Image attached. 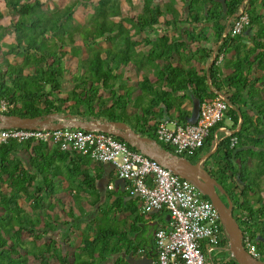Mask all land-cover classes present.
<instances>
[{"label": "trees", "instance_id": "1", "mask_svg": "<svg viewBox=\"0 0 264 264\" xmlns=\"http://www.w3.org/2000/svg\"><path fill=\"white\" fill-rule=\"evenodd\" d=\"M177 1L141 0V11L128 16L123 5L131 9L135 0H97L92 3L94 12L87 21L80 22L75 17L76 10L91 0H74L54 8L44 7L41 0H5V10L13 15L14 41L3 42L6 28L0 24V113L23 118H44L58 113L84 121L124 122L138 134L157 139L155 118H162L163 112L175 109L178 124H192L197 118L190 122L191 112L182 108L187 98H194L200 108L218 93L224 94L229 104L225 118L210 129L204 146L189 160L197 163L200 156L216 147L205 163L212 159L210 174L230 197L234 217L243 232L254 240L262 254L260 260L264 261V107L261 92L255 88L259 79L251 80L248 76L254 65L264 72V0H180L181 9ZM242 10L248 14L249 23L242 34L233 36L232 27ZM4 12L0 8V21ZM179 23L193 27L181 34ZM208 23L222 44L215 52L198 46L209 40L207 29L201 26ZM163 25L176 26L179 34L171 35L173 29L161 28ZM253 27L259 32L253 38L251 51L241 37ZM191 45L198 46L195 54L203 52L205 60L211 59L213 53L217 56L202 75L183 53ZM144 46L148 48L146 53ZM228 48L235 51L233 72L222 79L217 58L220 53H227ZM255 51L258 52L252 58ZM155 63H162L161 90L155 89L156 85L143 74L139 87L142 96L152 97L151 103L130 114V106L138 108L142 96L135 97L136 88L127 84L129 79L124 80L126 71L131 69L141 75L146 66ZM245 91L257 117L243 108L249 105L243 95ZM3 101L12 107L1 111ZM158 102L163 103L165 110H155ZM226 118L232 120L233 130L239 127L240 120L242 123L234 134L222 136L219 129L224 127ZM114 137L138 151L122 138ZM160 144L175 153L170 145ZM67 160L68 177L79 179L84 175L81 184L93 188L98 177L81 171L83 166L95 162L87 155L61 151L34 139L22 143L11 139L0 145V264H51L54 259L62 264H104L105 254L119 253L122 249L125 240L118 228L111 226L108 209L99 212L106 222H92L85 227L80 244L77 237L73 235L72 239L70 235L78 232L73 229V220L80 219L75 207L70 206L67 212L70 222H62L59 215L53 214L54 210L66 208L48 203L61 192L58 180L66 172L63 164ZM95 163L99 166L96 165L97 176L107 172L106 164ZM205 163L204 167L208 166ZM127 194L116 196L109 209L130 213L136 223L142 217L138 211L139 198ZM59 221L69 229L59 244L73 247L76 250L73 257L64 255L56 240L47 241V234L54 231V224ZM228 244L225 239L220 246ZM225 264L238 262L231 256Z\"/></svg>", "mask_w": 264, "mask_h": 264}, {"label": "built area", "instance_id": "2", "mask_svg": "<svg viewBox=\"0 0 264 264\" xmlns=\"http://www.w3.org/2000/svg\"><path fill=\"white\" fill-rule=\"evenodd\" d=\"M248 23L249 16L242 10L232 27L233 36L242 34ZM212 56L214 61L217 56L215 53ZM224 58L225 53H220L217 64ZM11 107L3 101L1 111ZM228 107L225 95L218 93L214 100L201 104L195 123L180 125L169 119L160 121L157 139L171 145L175 155L189 159L204 146L210 129L223 121ZM11 139L18 143L34 139L61 151H77L97 163L113 165L118 179L124 183V190L139 198L141 215L166 210L170 222L167 228H160L155 233L157 259L151 264H209L206 251L210 253L223 240H229L218 210L193 182L130 149L114 135L74 127L0 129V145ZM108 188L115 187L110 184ZM243 243L252 257L262 258L248 233H244Z\"/></svg>", "mask_w": 264, "mask_h": 264}, {"label": "crops", "instance_id": "3", "mask_svg": "<svg viewBox=\"0 0 264 264\" xmlns=\"http://www.w3.org/2000/svg\"><path fill=\"white\" fill-rule=\"evenodd\" d=\"M264 13V11H262ZM178 26V25H177ZM201 26L205 27L207 29L206 35L209 37L208 41H205L203 44H198L199 47H206V48H211L214 52L218 49L219 46H221V40H217V38L214 37L213 32L210 30L212 28V24H201ZM176 26H171V27H166L162 26L161 28L164 29H173L171 32V35H178L179 31H175ZM193 25L192 24H186V23H179V30L183 34V30H190L192 29ZM258 30L256 27H253L251 29H248L245 31V33L242 35L241 42H243L246 45L247 50H251L253 47V38L258 34ZM197 45H191L187 51L183 52L186 54V59H190V64L195 67V69L202 75L203 71L207 69V67L213 62V59L205 60L203 59L204 53L200 54H195V51L197 50ZM143 52L146 53L148 51V48L144 46ZM253 49V48H252ZM189 50H192L193 53H189ZM253 51V50H251ZM258 51L252 52V58L257 54ZM202 55V56H201ZM213 57V56H212ZM235 57V51L232 48H228V52L225 53V58L223 62L221 63V69H220V78L225 79L227 76H229L233 72V68L231 67L232 60ZM192 58V59H191ZM177 62H175L174 65H176ZM189 65V64H188ZM147 70L142 71L141 75L136 74L137 72L134 70H127L124 80H127V84L131 87L133 86L136 88V93L135 97H140L142 96L141 90H140V81L142 80V75L145 73L148 75L150 81L153 83L155 86V89H158L159 91L161 90V84H159L160 81V73H161V68H162V63H155L153 66H146ZM264 72L258 71L257 70V65H254L250 74H248L249 79L254 80V79H259V82L255 84V88L258 89L261 92V101L262 105L264 107V80H263V75ZM71 84V81H69ZM67 87L70 85L67 83ZM228 86V85H227ZM225 86V90H228V87ZM73 87V86H72ZM244 98L248 100L249 105L248 106H243V108L247 111V113L251 116L257 117L256 112L254 111L255 107L253 106L252 102L250 101L248 97V91H245L243 93ZM141 104L137 105L138 108L130 106L129 108V113L130 114H136L140 111L139 106H148L151 103V96L143 94L141 97ZM196 101L194 98L191 96L187 98L183 102V109H187L191 112V118L190 122H194V120L197 118L198 114L196 111L197 108ZM156 111H161L165 110L164 105L162 102H158L157 107L155 108ZM177 112L175 109L171 110L169 113L163 112V117L162 118H155L156 123L159 124L160 121L169 119V120H176ZM82 120V119H81ZM154 121H152L150 124H153ZM242 123L240 120L239 125ZM232 120L230 118H226L224 120V127L219 129L220 134L222 136H226L231 134L232 131ZM240 127V126H239ZM239 127L235 130H239ZM151 138L149 136H144ZM156 140L159 144L160 142L158 139ZM217 144V143H215ZM162 147V145L160 144ZM163 148V147H162ZM215 148L212 149L214 151ZM211 151V152H212ZM210 153V152H208ZM206 153V154H208ZM206 154H203L202 157L198 159L200 161ZM197 161V162H198ZM208 161L205 164H208ZM203 163V167H204ZM69 165V161L65 162L63 164V169L66 171L63 173L62 177L59 178L58 182L60 183L61 187L60 189V194L57 198H54L53 200L51 199L48 203V205H59L63 208L61 210H54L53 212L54 215H59L60 220L63 221H71V218L67 215L68 210L70 209V206L75 207V211L77 212L76 215L80 216V219H77V221L73 220L75 223L74 226V231H77V233H72L70 234L71 237L73 235L77 237L78 239L76 240L78 244L81 242V236L82 231H84L85 227H89V225L92 222L100 221L103 222L105 221V218L103 216H99V212L101 211L102 208L108 209L107 215H109V218L111 220V226L117 227L118 230L121 233V237L123 240H125V244H122V249L120 250L119 253H108L105 254L104 256V264H119L120 262H125L127 264H151L157 259V247L155 243V233L158 229L160 228H167L168 224L170 222V215L166 210L162 211H157L153 212L149 215H142L140 219L136 223L133 221V217H131L130 213H115L114 210L112 211L109 209V207L112 205L114 199L116 196H125L127 192L124 190V183L120 181L117 177V173L114 168H112L111 165H105V168L107 169V172L102 174L101 176H97V164L95 162H91L90 164L83 166L81 171H89L90 177H98L96 178V182L94 183V187L87 186L85 184H81V181L84 178V175H80L79 179L77 178H70L68 177V173L70 175V171H67L66 168ZM97 165V166H96ZM99 167V166H98ZM80 170V167H78ZM205 168V167H204ZM208 170V168H205ZM112 173V175H110ZM80 174V173H79ZM264 181V180H263ZM110 184L114 185V189L110 190L108 186ZM263 187H264V182H263ZM118 192V193H116ZM128 195V194H127ZM264 195V192H263ZM128 201V200H127ZM140 206V200L139 204ZM126 209L129 210V206L125 205ZM138 206V209H139ZM65 209V211H64ZM139 211V210H138ZM140 212V211H139ZM62 213V214H61ZM141 215V214H140ZM58 224H54V231H51L47 234V241L50 239H54L58 242L57 246L61 247L63 252L65 253L64 255H69V257H73L74 252L76 251L75 249L68 248L67 246H63L61 243V238H65V234L68 232V225H61L60 222ZM106 222V221H105ZM106 224V223H105ZM58 226V228H57ZM125 234L123 235L122 233ZM77 235V236H76ZM91 236V235H90ZM73 237L72 239H74ZM121 245V244H120ZM215 250H221V251H226L230 252L229 250V244L227 246H219L210 253H207V255L211 256L213 258V253ZM231 253V252H230ZM232 256V254H231ZM230 256V258H231ZM230 258H221L219 263L217 261H213L212 264H225ZM64 259V258H63ZM101 259V258H100ZM51 264H62L59 262V260H53ZM103 264V263H102Z\"/></svg>", "mask_w": 264, "mask_h": 264}, {"label": "water", "instance_id": "4", "mask_svg": "<svg viewBox=\"0 0 264 264\" xmlns=\"http://www.w3.org/2000/svg\"><path fill=\"white\" fill-rule=\"evenodd\" d=\"M199 111L200 108H197L198 115ZM239 126L241 127V124ZM65 127L99 130L122 138L125 142L134 146L139 152L156 161L160 166L167 168L181 178L193 182L218 210L220 220L228 233L229 250L238 264H264L263 260L255 259L246 250L243 243L244 232L233 215V203L230 197L226 194L222 185L212 177L209 170L203 167V163L215 152L216 147L214 151L206 154L200 161L193 163L185 157H179L167 149L162 148L156 140L138 134L124 122L84 121L76 119L71 114L60 115L58 113L49 114L44 118H23L16 115L0 113V129L44 128L58 130ZM235 132L234 130L231 134ZM216 143H218L217 140ZM111 166L114 168L113 165ZM217 190L227 196L228 204L219 196Z\"/></svg>", "mask_w": 264, "mask_h": 264}, {"label": "rangeland", "instance_id": "5", "mask_svg": "<svg viewBox=\"0 0 264 264\" xmlns=\"http://www.w3.org/2000/svg\"><path fill=\"white\" fill-rule=\"evenodd\" d=\"M41 1L44 4V7L54 8L56 6L64 7L68 4H70L71 2H73L74 0H41ZM96 1L97 0H91V2H89V3L80 4L76 10V13H75L76 19L80 22L87 21V19L89 18V15L94 12L92 3H96ZM177 2H178L177 7L179 9H181L182 8V2H180V0H178ZM141 5H142L141 0H135L134 7L130 9V7L124 3L123 8H124L125 15L126 14L128 16L129 15H136L137 13H139L141 11ZM0 8L5 11L4 12L5 16L0 21V24H2L6 28L4 37L2 38L3 42L12 43L14 41V34L12 31V27H11V21L13 19V15L5 10V0H0ZM9 57L12 58V56H9ZM17 60L20 61V59H17ZM71 65H72V70L74 71L75 66L73 64H71ZM211 164H212V159H210L208 161V164H207L208 166H206V167L210 169V167L212 166ZM57 228H58V226H57ZM205 255L207 256V260H208L209 264H212V262L214 260L219 263L221 258H230L231 253L226 252V251L224 252L221 250H215V252L213 253V256H212L213 258H211V256L207 255L206 253H205ZM31 260L33 262V258Z\"/></svg>", "mask_w": 264, "mask_h": 264}, {"label": "flooded vegetation", "instance_id": "6", "mask_svg": "<svg viewBox=\"0 0 264 264\" xmlns=\"http://www.w3.org/2000/svg\"><path fill=\"white\" fill-rule=\"evenodd\" d=\"M206 168V167H205ZM209 170V168H208ZM213 177V176H212ZM264 189V188H263ZM219 196L223 199V201L228 204V200H227V196L225 194H222L219 190H217ZM264 192V191H263ZM262 220H264V218H262Z\"/></svg>", "mask_w": 264, "mask_h": 264}]
</instances>
